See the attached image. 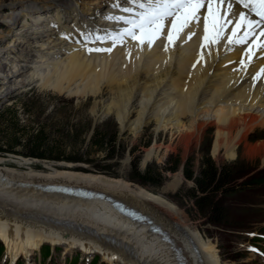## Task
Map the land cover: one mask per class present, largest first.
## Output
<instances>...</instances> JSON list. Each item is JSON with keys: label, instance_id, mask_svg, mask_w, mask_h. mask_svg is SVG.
<instances>
[{"label": "bare ground", "instance_id": "6f19581e", "mask_svg": "<svg viewBox=\"0 0 264 264\" xmlns=\"http://www.w3.org/2000/svg\"><path fill=\"white\" fill-rule=\"evenodd\" d=\"M103 10L106 7L89 9L85 18L72 14L78 11L75 3L67 0H39L5 10L0 17L8 27L0 29V38L6 33L11 38L0 52L4 59L2 84L20 90L36 80L41 86L75 95L99 93L107 87L117 103L114 111L121 129L137 132L153 121L160 129L173 126L175 138L195 134L202 128L199 116L213 111V155L232 156L253 126L264 125V115L255 113L264 105V49L258 47L264 44L260 35L264 26L255 29L245 44L229 43L231 24L218 42H205L200 23L191 27L196 33L191 39L185 29L174 45L168 44L165 32L151 46L125 39L122 44L113 46L112 42L105 47L99 41V48L112 51L89 52L87 48H97L89 41L92 32L107 34L108 29L116 28V19L99 18ZM201 13L202 20L207 10ZM111 16L124 15L113 9ZM238 35L243 36L244 30ZM109 109L111 106L106 107ZM260 145L264 147V141ZM162 146L154 142L144 157ZM66 164L35 170L27 158L0 156V238L12 263L23 254L27 256L25 264H31L30 247L39 250L46 241L56 245L78 238L83 240L81 248L86 255L100 249L107 263L122 259L132 264H174L167 241L149 230L148 223L127 217L99 194L83 197L35 186L49 183L88 186L132 205L167 230L192 264H219L215 246L189 229L178 218L175 205L161 193L133 186L122 178L63 167Z\"/></svg>", "mask_w": 264, "mask_h": 264}, {"label": "rangeland", "instance_id": "374dc122", "mask_svg": "<svg viewBox=\"0 0 264 264\" xmlns=\"http://www.w3.org/2000/svg\"><path fill=\"white\" fill-rule=\"evenodd\" d=\"M36 1L39 0H0V16L3 15L5 10H15L20 6L33 4V2ZM67 1L73 2V4L75 3L78 12L73 11L72 14L77 13L85 18L89 16V9H95V7L96 10L97 8L105 9L107 6L105 0ZM51 14L53 15V13ZM47 16L48 14L43 17L46 18ZM7 27L6 22L2 21L0 17V29L5 31ZM10 38L11 36L8 33L0 38V52L5 50L3 46ZM15 48L17 47H14V49ZM0 55V69H3L4 59L2 54ZM7 85L2 84L0 78V109L9 104L20 107L21 102L31 98L35 99V104H44L45 108L42 114L50 111L49 119L55 121L63 120V118L65 119L68 117L71 121L76 122L81 121L84 115H87L92 123L94 118H97L95 119L97 122L108 117L110 120L114 121L116 125L118 134L116 140L120 146H123V150L117 157L113 156L111 158L99 160L100 162L109 163L116 161L115 166L119 172L116 176L105 172L93 171L89 163L82 161H65L64 159L57 160L38 157L32 158L8 151H0V156L27 158L33 162L35 170L42 169L43 165L56 168L58 167V163H67V166L63 167L72 168L81 172H92L118 177L129 181L133 186H142L137 182L126 179L122 175L127 168L129 169L133 162L137 169H142L146 163L167 166L170 164V159L172 158H170L169 155L178 154L180 163L177 168L173 171L168 169L162 170L160 184L148 185V187L155 192L161 193L166 201L175 205L178 218L184 221L189 229L191 228L194 230L202 240L210 241L215 246L219 264H264V147L260 145L264 141V125L253 126L247 132L246 140L236 146L232 156L222 153L213 155L212 143L215 135V126L213 123L216 121V114L213 111H207L199 116V122L202 128L195 132V134L190 133L186 136L175 138L174 136L177 134L173 126L170 130L168 128L160 129L159 127H154L155 124L153 121L142 126L137 132L121 129L114 111V105H117V103L114 100L113 93L110 92L107 87H104L99 93H78L75 95L67 94L63 91L58 92L55 89L41 86L36 80L29 81L26 86L20 90H10V85ZM107 106H111V109L106 110ZM19 110L20 108L18 111ZM255 113L264 115V105L258 106ZM20 115L22 116L21 120L23 123H29L28 121L30 119L28 116L23 115L22 112H20ZM186 123L188 124L187 121ZM168 126H171V124ZM209 130L210 133L207 134ZM173 133H175V135ZM50 134L55 135L57 133L55 130H52ZM81 135L82 134L77 135L76 143L63 142L65 143L63 146L64 150L76 147L77 144L81 142ZM207 140H209V154L216 162L231 160L237 154L250 160L251 163L255 162L253 168L238 178V181L241 184L244 183L245 187L242 192L243 194L240 196V198L244 200V202L241 203L243 210H240L237 214L235 213V215L232 216L233 218L245 217L244 219H253L254 221L247 223L246 227L244 226L239 229L234 228L233 225H230L232 220H229V223L215 224L208 222L203 216L195 212L194 208L191 206V202L177 203L173 200V194L178 188L185 187L191 183L189 179L184 178L181 171L184 159L188 158L189 162H192L193 168H196L200 144L202 145V143H205ZM145 142L148 144H143ZM154 142L163 144V146L158 149L156 153H152L145 158V150ZM14 147L19 148L20 146L17 145ZM99 157L100 155L97 156V158ZM178 173H180L179 177L176 176ZM81 240L82 239L74 238L70 241H66L65 244L61 243L62 245H51L50 241H46L39 250L30 247L28 253L30 259L28 260L31 264H90L92 259L95 258L94 256H96L94 264H132L122 259H120L121 261L113 260L111 263H107L106 260L103 259L104 252L100 251V249L90 251L86 255L81 248L83 245L81 244L83 240ZM52 248L54 250L51 252ZM21 255L22 256L18 260L12 263L11 259L7 256L6 244L4 240L0 238V264H25L27 256Z\"/></svg>", "mask_w": 264, "mask_h": 264}, {"label": "trees", "instance_id": "16d2710c", "mask_svg": "<svg viewBox=\"0 0 264 264\" xmlns=\"http://www.w3.org/2000/svg\"><path fill=\"white\" fill-rule=\"evenodd\" d=\"M44 108V104H35V99L31 98L21 102L20 107L12 104L3 106L0 109V151L15 152L32 158L82 161L89 163L93 171L113 176L119 174L115 166L116 161L113 163L99 161L117 157L123 150V146L116 140L118 134L114 121L105 117L95 122L88 133L91 122L87 115L76 122L68 117L55 121L49 119L50 111L42 114ZM20 112L28 116L29 123L22 122ZM52 130L57 134L51 135ZM209 133L210 130L207 131V134ZM78 134H82L81 142L76 147L64 150L63 142L76 143ZM17 145L20 147L15 148ZM169 156L172 158L167 166L146 163L142 169H137L133 162L122 175L147 188H150L148 185H158L161 182V171L164 169L173 171L180 163L178 154ZM254 166L255 162L251 163L239 154L231 160L216 162L209 154L207 140L200 144L196 168H193L188 158L184 159L181 171L184 178L189 179L191 183L178 188L173 194V200L177 203L191 202L195 212L208 222L217 224L229 223V220H232L230 225L234 228L246 227L247 223L254 220L232 216L243 210L241 203L244 200L240 196L245 187L238 178ZM94 257L90 264H94L96 256Z\"/></svg>", "mask_w": 264, "mask_h": 264}, {"label": "snow or ice", "instance_id": "6c2138e0", "mask_svg": "<svg viewBox=\"0 0 264 264\" xmlns=\"http://www.w3.org/2000/svg\"><path fill=\"white\" fill-rule=\"evenodd\" d=\"M126 2L132 6L123 7L121 10L131 13V16H109L107 18L123 20L128 27L114 35L95 36L94 40L110 39L115 46L116 40L123 43L127 36L137 40L141 45L147 43L151 46L166 32L168 44L174 45L185 29H188L187 35L191 39L196 34L191 31V27L202 23L205 42H218L226 26L231 24L234 26L230 29L232 36L229 37V43L245 44L247 37L253 35L255 29L264 26V0H126ZM213 5H216L215 9ZM113 7L120 8V0H116ZM241 8L254 12L259 20L250 18L248 13ZM202 9L207 10V15L201 20ZM241 29L244 30L243 36L238 35ZM89 35H86V40ZM260 35L264 36V28H261ZM167 47L168 45H165V50ZM258 47L264 49V44ZM87 50L89 52H111L112 48H87ZM261 73H264V69Z\"/></svg>", "mask_w": 264, "mask_h": 264}, {"label": "water", "instance_id": "95a60500", "mask_svg": "<svg viewBox=\"0 0 264 264\" xmlns=\"http://www.w3.org/2000/svg\"><path fill=\"white\" fill-rule=\"evenodd\" d=\"M96 116H98V115H96ZM95 119H97V118H94V119L92 120V123H91V126H90V129H89V132H88V133H90V131H91V129H92L94 123L96 122ZM35 186H37V187H39V188H41V189H48V188H46V187H44V186H41V185H39V184H38V185H35ZM149 221H150V220H148L147 222L149 223ZM149 225H155V224H153V223H149ZM153 229H154V228H153ZM190 245H191L192 249L195 248L194 243H191ZM195 250H196V249H195Z\"/></svg>", "mask_w": 264, "mask_h": 264}]
</instances>
